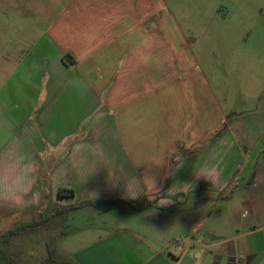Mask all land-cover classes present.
Instances as JSON below:
<instances>
[{"label": "rangeland", "instance_id": "1", "mask_svg": "<svg viewBox=\"0 0 264 264\" xmlns=\"http://www.w3.org/2000/svg\"><path fill=\"white\" fill-rule=\"evenodd\" d=\"M125 1L131 3H110L112 8L117 6L113 17L118 20ZM78 3L0 0V46H31L30 36L22 41L20 31L36 32L34 37L44 42L46 37L55 38L59 46L74 39L71 29L91 26L106 30L108 36L120 33L119 28L115 31L110 26V12L101 10L97 20L85 13L70 16L69 6ZM131 9L138 17L140 41L144 38L145 44L146 39L149 43L154 39L157 72L163 61L171 65L170 80L162 83L156 76L155 90L160 111L166 109L171 114L172 128L206 126L211 130L209 142L212 133L214 137L220 132L226 135L232 127L257 124L264 110V0H132ZM99 108L92 109L80 126L68 132L61 127L49 130L39 124L36 114L28 116L25 126L0 131L6 144L20 147L17 144L23 142L32 151V156L21 158L31 174L29 199H36L28 209L0 203V259L8 264H229L230 258L239 264L231 256L237 231L242 233L259 222L248 207L227 203L230 192L196 205L197 190L185 205L138 211L130 203L141 200H127L110 186L108 173L116 172L103 174L97 163L71 164L70 157L81 156L84 150L109 169L116 170L115 154L118 162H123L119 169L128 165L133 148L125 155L107 141L111 133L99 123ZM108 110L115 116L113 108ZM95 120L96 129L87 131ZM86 131L91 132L90 138L72 150L73 142ZM238 142L230 143V154L241 159L234 170L239 175L249 151ZM139 155L145 157L143 148ZM192 155L191 151L179 153V158H185L183 169L191 165L188 159ZM132 157L136 159L135 154ZM258 161L259 157L252 172L261 165ZM74 182L86 197L98 193L96 200L69 196L70 189L75 192ZM26 225L29 227L24 228ZM16 229H20L18 233L2 236Z\"/></svg>", "mask_w": 264, "mask_h": 264}, {"label": "crops", "instance_id": "2", "mask_svg": "<svg viewBox=\"0 0 264 264\" xmlns=\"http://www.w3.org/2000/svg\"><path fill=\"white\" fill-rule=\"evenodd\" d=\"M112 2L115 0L106 3L105 0H79L77 5H70L67 12L73 18L85 13L95 20L99 19L101 10L110 12L111 28L115 31L119 28L120 31L115 35L108 36L106 30L86 26L84 29H71L74 39H70L67 46H59L55 38L46 37L44 42L43 38L34 37L36 32L20 31L22 41L30 36L31 46H0V131L25 126L28 116L36 114L39 124L49 130H60L61 127L68 132L73 126H80L81 120L92 109L101 107L102 122L99 123L111 133L107 141L113 142L125 155L133 148L136 159L130 154L127 158L129 166L119 169L123 162H118V154H115L116 170H112L101 159H94L83 150L81 156L70 157L71 164L90 166L97 163L103 174L116 172L117 178L135 175L142 179L154 165L161 160L166 161L165 167L155 170V189L151 180H146L142 184L144 195L131 200L147 197L151 206L144 210L146 212L161 206L185 205L197 190H200V197L194 201L196 205L206 199L214 200L218 193L230 192L227 203L248 207L259 222L256 225L252 223L242 233L237 231L231 256H235L239 264H261L264 259V110L257 124L232 127L226 135L220 132L214 137L212 133L209 142L211 130L206 126L191 124L172 128L171 114L166 109L160 111L155 90L156 76L162 83L170 80L171 65L163 61L157 72L153 62L154 39L150 43L146 39L145 44L144 38L140 41L138 17L131 9L132 0L130 4L125 1L121 7L119 20L113 17L117 6L112 8ZM69 55L70 61H67ZM104 104H108L107 107ZM108 108L115 110V116H111ZM97 122L90 123L86 130L96 129L94 125ZM87 131L81 139L73 142L72 150L90 138L91 132L87 134ZM3 135L0 134V139L6 142ZM236 141L249 151H246L248 157L243 158L246 164H243L239 175L234 170L242 163L241 159L235 153L230 154V143L235 145ZM60 145L54 144L59 148ZM17 146L23 150L22 158L33 155L25 143ZM140 148L145 150L146 158L139 155ZM181 151L193 153L188 159L191 165L175 171L172 164L179 159ZM58 157L54 158L57 160ZM257 157L261 165L252 172ZM205 161L216 164L211 173L215 183L211 185L201 179L188 193L183 184L193 180V169ZM52 169L56 172V168ZM251 176L253 180L249 182ZM72 184L75 195L96 200L86 197L78 183ZM221 199L225 200V197ZM216 203H219L218 199ZM228 263L233 264L230 258Z\"/></svg>", "mask_w": 264, "mask_h": 264}, {"label": "clouds", "instance_id": "3", "mask_svg": "<svg viewBox=\"0 0 264 264\" xmlns=\"http://www.w3.org/2000/svg\"><path fill=\"white\" fill-rule=\"evenodd\" d=\"M21 157L22 152L19 147L6 144L0 139V203L18 209H22L30 203H36L35 197L29 199L31 174L25 168L27 162ZM166 163V161L161 160L158 165H154L153 170L146 172L142 179L135 175L117 178L114 174L108 173V182L113 189H119L126 199L135 200L144 195L142 184L146 180H151L152 186L155 189V170L165 167ZM184 164L185 158L181 156L175 162V171H179L183 168ZM215 169L216 164L212 161H205L197 166L192 171L193 180L184 183V189L190 193L194 189L195 183L201 179L209 182L211 185L214 184L215 180L211 173ZM87 194H89L92 199L98 196V193L95 192Z\"/></svg>", "mask_w": 264, "mask_h": 264}, {"label": "trees", "instance_id": "4", "mask_svg": "<svg viewBox=\"0 0 264 264\" xmlns=\"http://www.w3.org/2000/svg\"><path fill=\"white\" fill-rule=\"evenodd\" d=\"M253 180V176H251V178L249 179V182H252ZM68 191V190H67ZM60 194V193H59ZM69 196H74L75 195V192L73 189H70L69 190V193H68ZM89 204H94L92 202H87ZM130 205L135 209V210H138V211H144L146 210L147 208H149L151 206V203L150 201L148 200L147 197H144L139 203H130ZM43 221V220H42ZM33 226V224H30L29 226ZM28 225H26L24 228H28L29 227ZM21 229V228H20ZM20 229H16L15 231H10L6 234H3L2 236H6V235H13V234H16L19 232ZM0 264H8L6 263L5 261L1 260L0 259Z\"/></svg>", "mask_w": 264, "mask_h": 264}, {"label": "water", "instance_id": "5", "mask_svg": "<svg viewBox=\"0 0 264 264\" xmlns=\"http://www.w3.org/2000/svg\"><path fill=\"white\" fill-rule=\"evenodd\" d=\"M51 263V262H50ZM64 264H67V263H64Z\"/></svg>", "mask_w": 264, "mask_h": 264}]
</instances>
